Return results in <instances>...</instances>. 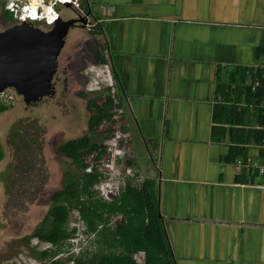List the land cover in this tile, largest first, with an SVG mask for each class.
<instances>
[{
    "label": "crops",
    "instance_id": "crops-1",
    "mask_svg": "<svg viewBox=\"0 0 264 264\" xmlns=\"http://www.w3.org/2000/svg\"><path fill=\"white\" fill-rule=\"evenodd\" d=\"M82 2L176 264H264V0Z\"/></svg>",
    "mask_w": 264,
    "mask_h": 264
},
{
    "label": "rangeland",
    "instance_id": "rangeland-1",
    "mask_svg": "<svg viewBox=\"0 0 264 264\" xmlns=\"http://www.w3.org/2000/svg\"><path fill=\"white\" fill-rule=\"evenodd\" d=\"M28 1L22 0L21 3ZM79 9L85 10L83 2ZM79 9L65 5L57 7L64 21L82 14ZM0 10L4 12L2 8ZM1 15L0 30H3V25L9 22L5 15ZM9 19H13L10 14ZM83 25L77 30L71 29L59 57V74L56 77L61 79L58 80L56 96L39 101L31 108L12 87L17 95L14 98L16 103L0 117V142L4 150V158L0 161V264L50 263L51 257L39 254L51 250V246L32 235L49 216L53 194L63 188L69 174L81 172L76 165L65 162L59 146L89 135V120L96 117L97 128L100 111L110 109L107 108L110 96L107 70L110 68L112 71L111 64L103 52V44L94 36L92 39L95 22L90 17L89 26ZM66 77L67 82L63 84ZM103 141L99 135L97 145ZM69 228H76L77 234L82 235L57 258L76 259L83 255L87 259L85 264H91L93 250L98 247L95 238L82 232L85 224L78 223L76 227L70 224ZM79 247L84 249L77 250ZM144 257V252L135 255V258L142 259V264Z\"/></svg>",
    "mask_w": 264,
    "mask_h": 264
},
{
    "label": "trees",
    "instance_id": "trees-1",
    "mask_svg": "<svg viewBox=\"0 0 264 264\" xmlns=\"http://www.w3.org/2000/svg\"><path fill=\"white\" fill-rule=\"evenodd\" d=\"M256 75L260 76L261 84L254 94L251 93L252 87H248L249 95L264 99V79L261 72ZM111 107V99H108L107 108ZM8 108L6 104L0 103V115ZM100 113L97 128L96 117L89 120V135L59 146L60 153L72 159L81 172L70 175L63 188L52 196L53 204L49 216L44 225L32 235L51 246V250H44L39 256L51 257L49 264L86 263L87 259L83 255L76 259L57 258L62 250L74 245L70 239L77 235V229L69 228V213L71 210H78L87 228V236L93 235L98 246L95 251L93 250L91 264H138L135 255L139 252L145 253V264H176L166 238L165 228L159 217L156 193L148 187L147 183L142 190L128 188L119 198L111 202L95 199L92 188L97 179L85 174L83 170L86 155L100 146V144L97 145L99 142H96L98 136L100 135L102 139L110 133L109 127L103 129L104 132L99 130L101 121L105 117H110L107 109H102ZM252 133L262 138L261 131L254 130ZM256 136L254 139H258ZM3 157L4 150L0 145V160ZM114 214H121L123 220L116 225L115 229H112L107 224L110 223V218ZM100 226L103 227L100 228Z\"/></svg>",
    "mask_w": 264,
    "mask_h": 264
},
{
    "label": "built area",
    "instance_id": "built-area-1",
    "mask_svg": "<svg viewBox=\"0 0 264 264\" xmlns=\"http://www.w3.org/2000/svg\"><path fill=\"white\" fill-rule=\"evenodd\" d=\"M0 1L6 3V10L17 22L21 23L27 19L36 21L45 20L49 26L53 25L60 15L55 5H67L66 0H37L40 6L44 8V11H40L38 8L37 11L33 12L31 2L21 4L14 0H9V2L7 0ZM69 4L74 8H80V0H69ZM107 71V81H109L107 85L110 89L109 99H111L112 107L108 110L110 117H105L98 128L104 132L103 129L109 127L110 133L104 138L100 146L86 155L84 159L85 168L83 170L85 174L92 175L97 179L92 190L95 199L103 202H111L119 198L128 188L141 190L143 182V176L138 167L133 164L132 160L134 155V141L132 133L127 128V108L122 101L120 87L113 75V71L110 68ZM261 76L264 79V67ZM260 84V79H256L253 88L255 89ZM10 101V94L6 91L0 93V103L8 105ZM72 218H74V221ZM69 220L70 224L74 227L78 223L85 224L78 210L70 211ZM122 220L123 216L121 214H114L111 216L110 223L107 226L115 229L116 225ZM102 227L100 226V228ZM82 232H87L86 226ZM81 235L77 234L70 239V242L73 244L76 243L78 237ZM92 237L94 236L92 235ZM83 249L79 247L77 250ZM135 260L138 264H142L141 258H135ZM143 264H145V261Z\"/></svg>",
    "mask_w": 264,
    "mask_h": 264
},
{
    "label": "water",
    "instance_id": "water-1",
    "mask_svg": "<svg viewBox=\"0 0 264 264\" xmlns=\"http://www.w3.org/2000/svg\"><path fill=\"white\" fill-rule=\"evenodd\" d=\"M79 20H62L60 35L24 24L0 32V92L14 87L27 101L49 94L66 34Z\"/></svg>",
    "mask_w": 264,
    "mask_h": 264
},
{
    "label": "flooded vegetation",
    "instance_id": "flooded-vegetation-1",
    "mask_svg": "<svg viewBox=\"0 0 264 264\" xmlns=\"http://www.w3.org/2000/svg\"><path fill=\"white\" fill-rule=\"evenodd\" d=\"M0 4H1V8L4 10V12H2L1 10V12L0 13H2V17H3V15H5L4 17H5V20H7V22H9V23H5V21H4V25H3V27L5 28V29H3V30H0V32H4L5 30H7V29H9L10 27H12V26H15V25H20V23L19 22H17L16 20H15V18H13L12 19V21L9 19V12L6 10V8H5V3L4 2H0ZM0 8V9H1ZM60 14V13H59ZM11 15V14H10ZM84 15H82V14H79L77 17L78 18H80V20L79 21H76L75 22V25L74 26H71L70 28H69V30H68V32H67V34H66V37H65V43H64V46H65V44H66V39H67V37H68V35H69V33H70V31H71V29H79L80 27H84V25H83V23H85L86 25H88V23L90 22V18H89V16L88 17H83ZM75 18L74 20H78V18ZM58 20H61L58 24L56 23ZM62 17H61V15H59V18L57 19V21L53 24V25H51V26H47V27H44V25H43V23L42 22H35V23H32V24H29V27H32V28H37V29H40V30H42V31H44V32H52L53 34H58V35H60L61 33H62V30H63V28H64V24H63V22H62ZM73 20V19H72ZM64 21V20H63ZM70 21V20H69ZM80 21H81V23H80ZM41 25V26H40ZM59 25H61V30L59 29ZM89 26V25H88ZM87 28V27H86ZM92 44H89V46H91ZM64 46L61 48V52H60V55L62 54V51H63V49H64ZM92 47V46H91ZM93 50H94V48H93ZM60 55L58 56V65H57V70H56V72L54 73V76H53V79H52V86H51V89H50V93L49 94H47V95H43V96H40V97H38V98H34V99H31V100H26L25 98H24V96H23V100L27 103L26 105H28L29 107H31V108H33L35 105H37L38 103H40L41 101H43L44 99H47V98H49V97H54V96H56V93H57V89H58V84H59V82H58V80H60V79H58L57 80V75L59 74V71H58V68H59V64H60V62H59V57H60ZM58 73V74H57ZM64 76H65V74H64ZM67 82V77L66 78H63V80H62V83L64 84V82ZM73 81H74V79H73ZM13 90L14 89H12V88H7V93L8 94H10V96H11V102L7 105L9 108L5 111V112H3L1 115H0V117L4 114V113H6V112H8L9 111V109H11L10 108V106L12 105V104H15L16 103V101L14 100V98H15V93L13 92ZM16 97H17V95H16ZM40 101V102H39ZM70 141V140H69ZM68 142V141H67ZM66 143V142H65ZM0 145H1V142H0ZM1 147H2V145H1ZM2 149H3V147H2ZM59 153H60V151H59ZM61 155H62V157L64 158V160H65V162H68V163H72L73 165H76L74 162H73V160L72 159H70V158H68V157H66L65 155H63L62 153H60ZM62 157H61V159H62ZM4 158V157H3ZM2 158V159H3ZM1 161V160H0ZM77 166V165H76ZM78 168V167H77ZM74 174H76V173H74ZM69 175H72V174H69ZM67 178V177H66ZM58 192V191H57ZM54 195V194H53ZM52 198V197H51Z\"/></svg>",
    "mask_w": 264,
    "mask_h": 264
},
{
    "label": "clouds",
    "instance_id": "clouds-1",
    "mask_svg": "<svg viewBox=\"0 0 264 264\" xmlns=\"http://www.w3.org/2000/svg\"><path fill=\"white\" fill-rule=\"evenodd\" d=\"M8 2H9V0H7ZM14 1H16V2H18V3H21V1L22 0H14ZM32 0H29L28 1V3L29 2H31ZM51 1V0H50ZM0 2H3V1H0ZM5 3V2H4ZM21 4H23V3H21ZM5 5H6V3H5ZM56 6V9H57V7H60V6H64V5H59V4H56L55 5ZM66 7H72L71 5H65ZM39 9H40V11H44V8L43 7H39ZM75 9V8H74ZM58 11V10H57ZM83 15V14H82ZM85 16V15H84ZM86 16H88V15H86ZM13 17V16H12ZM14 18V17H13ZM27 21V23L28 24H32V23H35L36 22V20H33V19H27L26 20ZM57 21V20H56ZM37 22H42V23H44V24H47V22L45 21V20H43V21H37ZM22 23V22H21ZM20 23V24H21ZM48 25V24H47ZM49 26V25H48ZM4 91H7V89H5ZM3 91V92H4ZM0 93H2V92H0Z\"/></svg>",
    "mask_w": 264,
    "mask_h": 264
},
{
    "label": "bare ground",
    "instance_id": "bare-ground-1",
    "mask_svg": "<svg viewBox=\"0 0 264 264\" xmlns=\"http://www.w3.org/2000/svg\"><path fill=\"white\" fill-rule=\"evenodd\" d=\"M66 3L69 4V0H66ZM31 7H32L31 9H32L33 12H34V11H37L38 8L41 7V6H40V4L38 3L37 0H33V3H32V1H31ZM35 16H36V15H35ZM36 17H37V16H36ZM21 24H24V26H27V27H28V25H29V24L27 23L26 20H25V21H22ZM58 27H59V29L61 30V28H62L61 25H59ZM62 249H63V248H62ZM64 258H65V257H64ZM144 261H145V257H144Z\"/></svg>",
    "mask_w": 264,
    "mask_h": 264
}]
</instances>
